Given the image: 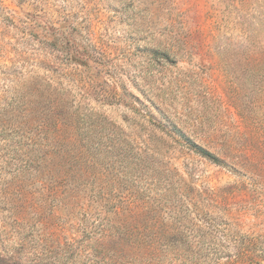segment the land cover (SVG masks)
<instances>
[{
  "label": "rangeland",
  "instance_id": "374dc122",
  "mask_svg": "<svg viewBox=\"0 0 264 264\" xmlns=\"http://www.w3.org/2000/svg\"><path fill=\"white\" fill-rule=\"evenodd\" d=\"M0 264H264V0H0Z\"/></svg>",
  "mask_w": 264,
  "mask_h": 264
}]
</instances>
